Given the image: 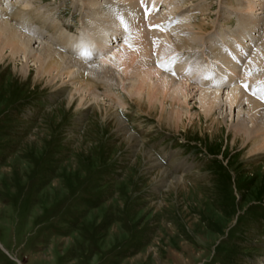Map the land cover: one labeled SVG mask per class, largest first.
<instances>
[{
  "label": "rangeland",
  "instance_id": "374dc122",
  "mask_svg": "<svg viewBox=\"0 0 264 264\" xmlns=\"http://www.w3.org/2000/svg\"><path fill=\"white\" fill-rule=\"evenodd\" d=\"M4 1L0 20L33 50L50 46L77 63L108 68L116 80L75 81L76 68L38 78L37 66L22 56L0 55V264H264V155L233 128L247 105L222 106V115L217 109L210 117L199 106L203 90L225 98L242 85V76L230 81L228 70L211 68L207 55L218 47L210 39H232L227 32L247 17L243 8L252 0H96L102 11L93 17L92 0ZM259 2L252 17L259 24L248 35L254 42L240 40L250 42L244 51L264 74ZM90 18L100 26L91 27ZM181 24L189 30L179 34L198 40L194 50L164 37ZM93 29L101 39L94 54L78 55L74 42ZM146 34H156L163 48L153 43L148 57L136 44ZM117 48L138 53L124 72L104 63ZM147 60L152 84L171 77L192 95L160 104L148 98L152 84L141 95L129 93ZM251 78L247 86L258 85L251 98L263 101L262 83ZM171 106L189 112L183 125L169 118Z\"/></svg>",
  "mask_w": 264,
  "mask_h": 264
},
{
  "label": "bare ground",
  "instance_id": "6f19581e",
  "mask_svg": "<svg viewBox=\"0 0 264 264\" xmlns=\"http://www.w3.org/2000/svg\"><path fill=\"white\" fill-rule=\"evenodd\" d=\"M3 1L4 0H0V6L1 7L6 5V3H3ZM98 1L92 0L90 5L88 6V8H87L88 9V13H90L89 17H93L94 14L97 15V13L99 14V12L102 11V9H100V7H102V4L100 2H98ZM259 1L260 0H252V2L249 5H247L245 7L243 6L244 7L243 9L248 12V15H247V17H245V16H242V18L238 17L237 25L235 27L234 32H232V33L231 32H227L228 35L232 36V39L231 38H229V39L228 38L227 39L222 38L221 39V38L217 37V42H216V39H210V41L213 42L214 45L215 44L218 45V47H216L217 49H209L208 50V53H209L208 55L206 54V51L204 52V49H203V52L201 53L202 57L206 54L208 60H211V62H210L211 64L209 63L211 68L214 69L216 66L219 65L218 68H216L217 71H220V69H219L220 67L222 69V72H223V70H225V71L228 70V72L230 73V76H228V78H227L228 80L231 81L235 77L242 76L243 78H242V80H240L242 85L240 86V88L236 86V87H234L233 90L225 93L224 94L225 98H222V94L221 93H220L221 95L216 94V92L214 93L213 89L211 90L213 93H210L207 90L206 91L203 90L201 92V96L202 97H201V99H199V106H200V109H202L203 114L205 113V116L207 114V117H208L210 114H212V112H214V110L218 109V115H222L221 111H222V108L224 106L227 105L230 108L234 104L236 106H238L237 105L238 103H240L242 101H245L244 103H246V105H247V110H246L247 114L245 113L246 117L244 116V114H241V111L237 112V117L238 118H237V121H236L235 125L233 126L234 131L237 134V137L238 136L241 137L243 141H245V140L250 141L251 148H253L252 150H254L256 154L264 155V134L262 133V131L264 129V108L262 107V104H261L262 102L264 103V100L263 101H259L258 99H255V100L252 99L251 98L252 94H253V92H255L256 87H258V85L255 86L254 83H253V85H251L248 82L249 86H247V83H246L247 78L248 77L251 78L249 76V74L252 76L251 79L254 80L253 82L260 81L262 83V85H263V87H262V86H260L261 83L259 84V87L260 88L262 87V91L261 92L263 93L262 94L260 92V94H262L261 96L264 97V83H263L264 82V74H260L263 69L260 68L259 66H257L260 61L258 59H257V61L256 60H252L251 58H249V55H247V53L244 51V50H246L247 46L250 45V42L251 41L254 42V39H255L254 36H251L249 38L248 35H249V33H250V35H252L253 34L252 31L254 30V26L256 24L257 25L259 24L258 21L253 19L254 16H257L260 13L256 9L258 7L259 3H261ZM131 4H132V2H131ZM13 10L14 11H11V14L16 16V17L17 16L19 17L20 13L18 11H15V9H13ZM234 10H236V9H234ZM162 15H163V13H162ZM164 15H167V12H165ZM108 16H109V14L105 15V17H108ZM28 18H29L28 16H24L23 19L28 20ZM89 22H91V24ZM89 22L88 23L90 24L91 27H93V23L95 24L94 27L96 25L100 26V23H99L98 19H97V21L96 20L94 21L93 18H90ZM185 27H184V24L183 25L182 24L181 25H176L174 27V29L170 32V34L166 33L165 34L166 36H164V37L167 38V39H170L172 44H173V46L176 45V46H179L180 48H184V49L188 48V49L194 50V48L192 46L196 45V41H195V40H197L196 37H192V38L188 39L187 36H183V35L179 34V33L183 34V32L186 33V31L189 30L188 26H185ZM88 29H89V27H88ZM94 29H93L92 32H87V31L86 32L84 31V33L82 32L83 35L82 34L81 35L85 38L83 43L81 41L78 43V40L82 39L81 35L79 36L80 38H77L78 40L76 42H74V43H76L75 46L77 45L76 46L77 48L75 46L74 47L76 48V52H77L78 55L82 56V54H83V56H84L85 55L84 52L85 53L88 52V53H90V55L94 54L95 50H93V49H95L97 41L98 40L101 41L100 36H98L96 32L94 33ZM200 30H202V28H200ZM200 32H202V31H200ZM174 33H176V34H174ZM203 35H205V34H203ZM222 36H223V34H222ZM241 36H244L245 38L248 37L249 39H247V41L248 40L250 41L249 44H246V39L241 41L240 40V39H242ZM101 37L104 40L103 36H101ZM154 39L156 40V34H146L145 36H141L140 38H138V40L136 41V44H138V45L143 47L142 49H143L145 57H148V55H150V53H148L150 47H153V46H156V45L159 44L158 42H157L158 43L157 44ZM201 39L203 40L202 37H201ZM197 42H198V40H197ZM153 43H155L156 45H154ZM31 44H33V42L31 43V40H29L28 38H26L24 36L22 37V35L18 33V30H17L16 27L9 26L8 21H6L5 19L3 21L0 20V55H1V57H2V54H4L5 50H9L10 56L13 59L18 57V56H22V58H23V60L25 62L30 61L31 63H33L34 65L37 66V77L38 78L45 76L47 73H49L51 71H56L57 74L59 75L65 69L76 68L74 70V73H72L73 80H75V81L88 79L89 77H92L94 79H101L102 81H103V79L105 81L108 80V82H110V81L112 82L115 79L114 75L110 74L112 72H110L108 68H98V67H96L94 65L85 66L82 63H77L76 61L72 60V58L70 59V58H67V57L63 56L62 53L57 52L55 49H53L50 46H41L39 49L33 50L32 49L33 46ZM78 44H81V45L78 46ZM72 45H74V44H72ZM159 45H160L161 50H162L163 49L162 48V44L160 43ZM81 46H83L84 49H82ZM157 47H159V46H157ZM112 48H116V47H112L111 46L110 49H112ZM136 48L138 49V47H136ZM203 48L206 49L205 45H203ZM129 50L130 51H123L122 49H118L115 52H110L109 51L108 52L109 57L107 56V59L105 60L104 63H110V64L116 63L114 66L117 65L118 67H120V69H122L121 71L127 70L126 67H130L131 64H133L135 62V59L137 60V58H138L136 56V54H138V53L135 54V51H133L131 49H129ZM260 51L264 54V45H263V48ZM194 53H195V51H194ZM209 55L211 56L210 58H209ZM77 59L80 60L81 58L78 57ZM145 62L146 63L143 62V64L145 65V67L147 66V68H148L147 70L148 71L147 72L145 71L144 73H141L139 75V80L136 81L134 86H131V88L129 90V93H131V92L134 93L136 91L137 95H141L143 93V90L144 91H145V89L148 90V88L150 87V84L153 83L152 82V77L154 75L149 71L150 64H151L152 61L151 60H147ZM189 62H190V60H189ZM185 64H187V63L183 62V64L181 65L182 66V70H184V71H185V68H184ZM191 65L192 64H190L189 67ZM237 65H241V67H243V68H241V70L239 68V70H240L239 71V70H237L238 69ZM177 67H180V65L177 66ZM22 70L24 71V67H23ZM26 73L27 72H23L22 74L25 76ZM212 73H214V72H212ZM109 79H111V80L109 81ZM162 79H164L163 80L164 82H162V84H163L162 86H160V84L158 85L157 83L156 84H152L153 85L152 89L155 90V92H153V95L155 93H157V94H159L161 96V98L159 100L157 96L151 95V96L148 97L151 101L154 100L156 103L159 102L161 104V101L162 100L164 101L166 96H168L169 98H171L172 102H175L174 100H176L178 102V101H180V96H183V97L187 98L188 96L192 95L188 91H187V93L184 92L185 91L184 90L185 86L179 85L180 83L179 84H174L172 82V80H171L172 79L171 77H168V78L166 77V78H162ZM215 80L213 82H215ZM211 83H212V80H211ZM105 85H107V84H105ZM110 85L112 86V83ZM69 96L72 97L71 94ZM244 103H242V104H244ZM170 105H169V108H170ZM172 106H173V104H172ZM172 106H171V108H172ZM100 111H101V114L104 115L105 118L109 117L110 114L112 115V113H109V111L106 110V109H100ZM164 112H165L164 107H161L160 117H163ZM115 114H117V113L115 112ZM169 115H170L169 118H171V116H172V119H174L176 121H180V123H182V125H183V121H182L183 116L189 115V112L186 111L185 109H183L182 107L181 108L177 107V108L170 109ZM114 117H115V115H114ZM225 119L226 118L224 116V117L220 118L219 120H222L224 122ZM219 120L216 119V121H219ZM216 121H214V123ZM222 121H221V123H222ZM115 122H116V124H118L120 126V129L122 131L125 130L123 125H122L123 122L118 121V120L115 121ZM219 124H220V121H219ZM222 124H224V123H222ZM121 133H123V132H121ZM126 134H127L128 141L131 142L132 135L130 133L128 134V132ZM161 182H163V181L161 180ZM165 183H166V181H165ZM165 185L173 186L172 182H169V183H167Z\"/></svg>",
  "mask_w": 264,
  "mask_h": 264
}]
</instances>
